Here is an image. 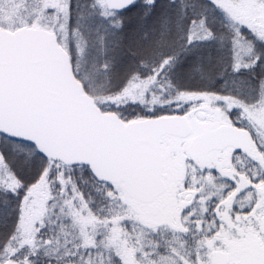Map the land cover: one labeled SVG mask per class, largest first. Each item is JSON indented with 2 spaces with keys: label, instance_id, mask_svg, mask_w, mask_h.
<instances>
[{
  "label": "rangeland",
  "instance_id": "obj_1",
  "mask_svg": "<svg viewBox=\"0 0 264 264\" xmlns=\"http://www.w3.org/2000/svg\"><path fill=\"white\" fill-rule=\"evenodd\" d=\"M96 1L104 22H120ZM204 1L211 20H170L111 44L75 30L82 26L71 22L70 0H0L2 27L59 35L105 109H129L127 121L183 113L193 128L162 136L166 191L146 203L123 184H96L87 198L76 173L56 168L47 177L55 168L32 146L0 136V264H207L217 249L228 264H264V0ZM224 123L253 133L247 153L230 146L192 162L191 139Z\"/></svg>",
  "mask_w": 264,
  "mask_h": 264
},
{
  "label": "water",
  "instance_id": "obj_2",
  "mask_svg": "<svg viewBox=\"0 0 264 264\" xmlns=\"http://www.w3.org/2000/svg\"><path fill=\"white\" fill-rule=\"evenodd\" d=\"M105 1L108 10L123 11L138 0ZM165 132L187 137L191 123L184 115L125 123L85 93L56 32L0 26V135L32 144L48 160L88 166L96 178L148 202L164 190ZM253 140L248 130L223 124L195 135L188 152L195 158L228 146L243 152ZM213 260L227 264L228 256L218 251Z\"/></svg>",
  "mask_w": 264,
  "mask_h": 264
},
{
  "label": "trees",
  "instance_id": "obj_3",
  "mask_svg": "<svg viewBox=\"0 0 264 264\" xmlns=\"http://www.w3.org/2000/svg\"><path fill=\"white\" fill-rule=\"evenodd\" d=\"M201 1L200 3L196 2L195 0H139L137 3H135L133 6L129 7L123 12L116 13L117 20L113 23L115 24H107V22H104L105 19L102 18L101 13L102 11L101 7L97 3L96 0H90L89 7H87V0H70V16H71V22L73 19H77L78 23L81 22L82 27L75 26V30L81 31L83 35L86 37L91 36V32H95L96 34L103 37L105 42H109L113 44L114 40L118 41V38H121V34L123 32H127L130 30H134L137 28L146 29L150 25L158 24L159 26H164L166 23H168L170 20H183L188 21V19H192L193 21L198 18H207L208 20H211L212 17L208 15L207 7L208 5L205 3L204 0H198ZM89 10H92V12H88ZM90 16V18L83 17L84 15ZM216 14V13H215ZM83 17V18H82ZM101 19H99V18ZM81 18V19H80ZM211 18V19H210ZM81 20V21H80ZM86 23L89 26V31L85 28L83 23ZM110 22V21H109ZM73 23V22H72ZM76 24V23H75ZM217 25V23H215ZM209 27V26H208ZM93 30V31H92ZM120 34V35H119ZM101 39V38H100ZM187 46L185 47L186 50ZM110 50V48H107ZM111 51V50H110ZM75 66V61H73ZM116 64V63H115ZM113 66V65H112ZM116 66V65H115ZM76 67V66H75ZM76 69V68H75ZM77 72V71H76ZM78 75V73H77ZM79 76V75H78ZM119 75L113 76V78L118 77ZM112 77V76H111ZM80 78V77H79ZM82 81V79L80 78ZM83 82V81H82ZM84 83V82H83ZM202 84V83H200ZM85 85V83H84ZM120 84H115V86H119ZM212 85H215V82L212 83ZM119 87H112V89H118ZM206 87L203 88L205 90ZM188 90V89H187ZM199 91H203L202 88L198 89ZM85 91L88 92V88H86L85 85ZM190 91V90H188ZM112 93H116L111 91ZM100 105V103H98ZM103 110L107 111H114L113 108L111 109H105L102 105H100ZM126 112V111H125ZM131 112L129 109L125 113L126 115L121 116L126 122L128 117H130ZM132 113V112H131ZM161 115H167L166 113H161ZM138 119V118H135ZM27 145V144H25ZM29 146V145H27ZM31 146V145H30ZM33 147V146H32ZM34 156L40 161L43 162L44 165L49 166L52 165L55 169L50 170L48 169L45 176L49 177V172H55L58 171L60 173V169H67L69 170L70 174L73 175L76 173L78 175V185L79 189H81L87 198H94V193L92 191V187L96 184H106V182L101 181L97 179L89 170L88 167H68L62 163L59 162H52L46 160L44 157H42L40 154L36 153ZM56 168H60L59 170H56ZM37 170V169H36ZM78 171V172H77ZM80 172L81 175H85V178L83 179V182L80 180ZM37 176L38 172H34L33 176H30L29 178L31 181L34 180L37 182ZM88 182H91L92 185H90ZM96 199V198H95ZM42 260V258H41ZM42 264L43 261H40ZM50 262V261H49ZM43 264H46L43 262Z\"/></svg>",
  "mask_w": 264,
  "mask_h": 264
},
{
  "label": "flooded vegetation",
  "instance_id": "obj_4",
  "mask_svg": "<svg viewBox=\"0 0 264 264\" xmlns=\"http://www.w3.org/2000/svg\"><path fill=\"white\" fill-rule=\"evenodd\" d=\"M115 13H118V12H115ZM226 124V123H225ZM230 125H234L235 127H239V128H241V129H245V130H248V129H246L245 127H240V126H238V125H235V124H230ZM210 130V129H209ZM213 130V129H212ZM203 131H207V129L206 130H203ZM202 131V132H203ZM250 131V130H249ZM252 133V132H251ZM252 135H253V133H252ZM254 141V140H253ZM254 143V142H253ZM252 143V144H253ZM251 144V145H252ZM250 145V146H251ZM250 146L245 150V151H239L237 148H235V147H232V148H234L235 150H236V153L238 154H244V153H247V151L249 150V148H250ZM226 149V148H225ZM212 152V151H211ZM211 152H209L208 154H207V156H205V157H198V158H193V157H191L190 156V160L192 161V162H195V163H197V162H207V160H209V158H210V153ZM164 167H165V157H164ZM164 186V190H163V192L160 194V195H162L165 191H166V186H165V184L163 185ZM189 191H191L190 189H189ZM189 194V193H188ZM160 195H158V196H160ZM158 196H156V197H158ZM155 197V198H156ZM155 198H153L152 200H154ZM151 200V201H152ZM151 201H149V202H151ZM143 203H145V202H143ZM151 223V222H150ZM169 225H171V227H173V224L172 223H169ZM246 225L247 226H245V228H248V229H250L251 230V227H250V225H249V223H246ZM176 230L180 233H182V231H183V225H179V226H177L176 227ZM250 230H247V233H248V231H250ZM252 232V231H251ZM236 235V234H235ZM230 239H232L233 238V234L230 232L228 235H227ZM218 251H221V252H224V253H226L227 254V256H228V262H227V264L229 263V261H230V257H229V253L226 251V250H221V249H217V250H214L212 253H211V255H210V263H207V264H218V263H215L214 262V260H213V254L215 253V252H218ZM199 264V263H198ZM233 264H238V263H233Z\"/></svg>",
  "mask_w": 264,
  "mask_h": 264
}]
</instances>
